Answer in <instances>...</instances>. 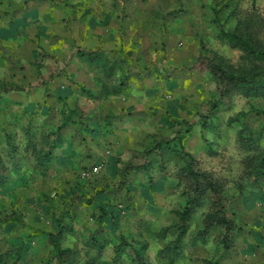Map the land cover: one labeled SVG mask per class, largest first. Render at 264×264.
<instances>
[{
	"label": "rangeland",
	"instance_id": "rangeland-1",
	"mask_svg": "<svg viewBox=\"0 0 264 264\" xmlns=\"http://www.w3.org/2000/svg\"><path fill=\"white\" fill-rule=\"evenodd\" d=\"M29 6V32L0 33V92L24 91L11 114L0 98V264H56L39 231L59 217L63 264H206L220 230L198 237L205 197L177 256L158 254L193 187L181 145L237 215L218 264H264L263 169L244 165L264 152V87L219 84L210 68L264 64L239 46L264 49V0H0V23Z\"/></svg>",
	"mask_w": 264,
	"mask_h": 264
},
{
	"label": "trees",
	"instance_id": "trees-1",
	"mask_svg": "<svg viewBox=\"0 0 264 264\" xmlns=\"http://www.w3.org/2000/svg\"><path fill=\"white\" fill-rule=\"evenodd\" d=\"M240 47L245 51L248 56L252 57H264V49L253 47L254 44L241 41ZM256 69L249 71H242L238 74L228 72L224 67L218 63H210V68L214 73V77L219 84L225 85L230 83L232 85L244 86L246 89H250L255 85L264 87V64L259 66H253ZM179 151L186 156L187 161L185 163L186 173L193 185L192 189L183 192L184 201L181 207L175 210L177 220L164 227L160 234H163L166 230H173L175 236L172 240H168L162 248L158 250V254H165L168 261H172L177 256L181 249L182 240L188 232L190 226V217L196 206L200 205V198L205 197L211 210L206 214V218L203 222V228L198 231V237H205L210 228H218L220 230V237L217 240V253L213 259L206 260V264H218L221 259L230 251L233 245V238L235 231L237 230V215L234 212H229L226 208L228 198L222 191L221 186L217 181L211 177V175L205 171L195 168V157L189 151H186L181 145ZM245 171L248 174H252L254 170L260 172L263 169L264 177V152L257 156H250L245 161ZM86 203L90 204L93 201L92 197L84 198ZM6 217H0V223L4 221ZM21 226L28 227L34 230V226L20 222ZM57 230H40L39 232L46 235L47 241L51 246L52 258L56 264H63L66 257L70 253L69 248L61 247L60 240L65 232L63 220L59 217L57 219ZM163 236V235H162ZM122 243H128L122 239ZM133 244V242L131 243ZM18 251V250H17ZM19 254L16 255L18 257ZM2 258V257H0ZM136 264H145L141 260V256L136 257Z\"/></svg>",
	"mask_w": 264,
	"mask_h": 264
},
{
	"label": "crops",
	"instance_id": "crops-1",
	"mask_svg": "<svg viewBox=\"0 0 264 264\" xmlns=\"http://www.w3.org/2000/svg\"><path fill=\"white\" fill-rule=\"evenodd\" d=\"M40 12H39V10L38 11L36 10V6L35 7L34 6H29V8L27 10L17 13L13 17L11 23H9L10 22L9 21L10 20L9 17H6L4 19L2 18L1 23H0V33L1 32L3 33V32L8 31L10 29V31H12V33H18L19 36H22L23 33L26 34L25 33L26 29H28L30 26H32V23H33L32 21H33L34 17H36V14H38V13L40 14ZM32 13L35 14L34 17L32 16L33 15ZM32 17H33V19H32ZM29 31L30 30L28 29V32ZM0 40H3V39H0ZM3 41L5 42V40H3ZM64 44H65V42H64ZM53 50H54V52H56L58 54V52H62V51L64 53H66L68 49H66V45H64L61 48L58 47V48L53 49ZM69 76L73 77L74 75L72 73H70V71H69ZM15 79H16L15 77H11L8 80L10 82H13ZM4 81H6V80H4ZM15 81H17V79ZM23 93H24V91H22V90H10L9 92L1 90L0 98L3 99L2 103H5L4 105H2L1 108H3L6 112L9 111V114L13 113L11 107H15L16 111L22 110L21 107L23 105V101H22ZM39 93H42V91H40V89H39ZM49 93L50 92L47 91L46 94H49ZM60 94L59 93H54V95H60ZM12 98L14 99V101H6L8 99L12 100ZM9 102H13L15 105H13L11 107L9 106L8 108H6V105L9 104ZM4 115H5V113H4ZM7 117H9V116H7ZM17 118H19V117H17ZM4 120H5V122L10 123V124L16 122L14 120H8V121H7V119H4Z\"/></svg>",
	"mask_w": 264,
	"mask_h": 264
}]
</instances>
